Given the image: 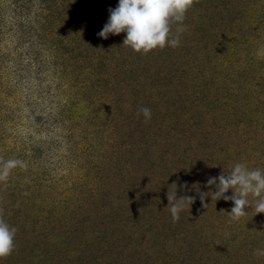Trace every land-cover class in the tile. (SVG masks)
Instances as JSON below:
<instances>
[{"label":"rangeland","instance_id":"rangeland-1","mask_svg":"<svg viewBox=\"0 0 264 264\" xmlns=\"http://www.w3.org/2000/svg\"><path fill=\"white\" fill-rule=\"evenodd\" d=\"M118 2L0 0V158L27 164L0 183V264H264V214L230 223L207 186L264 171V0H199L147 55L97 35Z\"/></svg>","mask_w":264,"mask_h":264},{"label":"clouds","instance_id":"clouds-1","mask_svg":"<svg viewBox=\"0 0 264 264\" xmlns=\"http://www.w3.org/2000/svg\"><path fill=\"white\" fill-rule=\"evenodd\" d=\"M198 2L199 0H119L115 9H109V19L97 35L107 39L109 35L125 33L123 45L142 55L156 49L163 50L167 46L176 48L180 45V34L186 30L183 24L186 14ZM174 24L178 25L175 34L172 31ZM141 113L145 122L151 119V109L141 108L137 115ZM16 168L27 170V164L20 159L5 161L0 158V183L6 186L9 176ZM212 185L216 188L212 193L215 200H230L234 204L228 214L230 223L245 217V209L248 207H254L255 214H264V171L261 169L250 170L245 164L237 163L227 174L222 172L218 177L208 178L207 186ZM230 189L233 194L225 195ZM198 194L202 207L207 208L205 198L208 193ZM194 199L192 196L177 198L176 188L171 195L167 194L168 201H175L170 209L173 222L179 220V213L184 209L185 202H188L189 208ZM16 232L17 229L10 226L0 213V259H6L12 254ZM253 254L264 256V249L258 248Z\"/></svg>","mask_w":264,"mask_h":264}]
</instances>
